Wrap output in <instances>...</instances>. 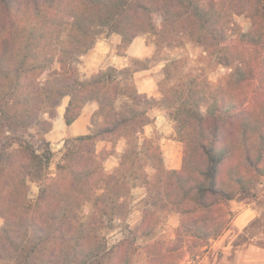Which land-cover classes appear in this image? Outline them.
Instances as JSON below:
<instances>
[{
    "label": "trees",
    "instance_id": "obj_1",
    "mask_svg": "<svg viewBox=\"0 0 264 264\" xmlns=\"http://www.w3.org/2000/svg\"><path fill=\"white\" fill-rule=\"evenodd\" d=\"M244 13L253 26L235 45L228 26ZM99 28L120 35L122 48L141 34L156 38L157 51L190 37L218 64L253 66L250 49L264 50V0H0V264H130L137 235L110 247L103 230L127 221L137 185L146 188L145 203L152 208L144 222L161 212L182 216L178 241L168 251L149 248V264H177L174 253L186 234L206 241L226 229L227 222L208 223L223 202L235 197L225 175L244 187L245 175L260 170L264 123L250 122L247 105L237 106L222 91L209 89L202 77L179 74L181 61L165 67L159 100L123 82L113 68L82 79L75 62L93 49ZM55 63L58 70L52 69ZM66 97L68 126L86 105L97 103L98 110L90 133L66 142L53 175L51 148L41 152L22 130L50 132ZM205 99L210 104L203 115ZM224 104L238 111V141L231 132L223 136L225 122L218 111ZM156 108L169 110L176 124L184 147L180 170L166 168L152 141L139 145ZM121 140L126 150L119 166L107 173L104 162L113 151L98 152L97 145L115 147ZM34 183L39 187L35 199L30 198ZM89 203L93 213L86 218L83 209Z\"/></svg>",
    "mask_w": 264,
    "mask_h": 264
},
{
    "label": "rangeland",
    "instance_id": "obj_2",
    "mask_svg": "<svg viewBox=\"0 0 264 264\" xmlns=\"http://www.w3.org/2000/svg\"><path fill=\"white\" fill-rule=\"evenodd\" d=\"M252 26L253 21L248 13L235 16L233 23L228 26V35L236 45L239 42L240 35L249 32ZM97 32L98 39L93 49L79 57L75 62V67L82 79L91 78L102 70L113 68L120 73V79L123 82H130L136 86L140 93L159 100L163 96L161 84L165 79V67L172 61L179 60L181 61L179 74L190 73L202 77L207 81L209 89L222 91L225 93L223 95L227 99L233 100L237 106L247 105L245 109H251L250 122L255 125L260 122L264 123V80L261 81V76L264 74V64H260L262 59H264V50H257L253 47L250 49L252 51L248 55L249 59L255 61L253 66L239 63L230 67L218 64L204 51L202 46L190 37H182L176 44L157 51L156 38L151 34H141L129 47L122 48L120 35L108 34L107 30L103 28H99ZM59 68V64L55 63L52 69L58 70ZM240 79H243L241 83L238 82ZM237 83H239V86L236 85ZM225 90L227 91L225 92ZM68 98L66 97V99ZM209 104L210 101L205 99L200 105L203 115L207 114ZM61 105L57 109V118ZM224 105V108H220L218 111V115L225 122L223 136L225 133L231 132V134L235 135L236 141H238L241 135L240 122L235 119L238 116V111L231 110L233 108L230 104ZM151 118L152 122L139 135V145L141 146L145 140H150L155 146L160 148L163 156L169 152L174 157V164H178L180 159L183 162L184 147L177 139L176 124L170 117V111L156 108L151 112ZM44 119H48V116L45 115ZM91 126L90 120V128ZM262 132L264 134V128ZM22 133L31 139L41 152L46 148H51L54 157L49 173L54 175L57 171V165L62 161L65 152L64 148L59 149V146H57L61 142H47L44 135H38L37 127L24 129ZM70 139L73 138L66 139V142ZM171 144L175 146L169 147ZM116 147L125 151V140H121ZM113 148L108 149L102 144L97 145L98 152L113 151L114 153ZM258 155V150H256L254 157H258ZM236 160L235 158L233 161ZM258 167L260 169L258 173L252 171L245 175L247 181L244 187L233 184L231 178L226 175L225 177L227 178V184L233 189L234 198L242 194L241 198L246 197L252 201H258L259 206L264 208V191L260 186L264 182V156L259 161ZM147 171L151 176L155 175L152 167H148ZM241 189L246 190L241 192ZM38 192V185L32 184L30 198L35 199ZM145 200L146 188L137 185L132 191L130 215L127 221L125 223L116 221L110 228L103 230V236H105L110 247L125 238L132 239L137 235L133 243V256L130 264H149L150 247L156 246L157 253L166 252L172 243L178 241L182 216L174 212H161L156 215H149L144 222L145 211L147 209L152 210L146 205ZM229 207L230 204L228 202H223L221 207L214 211L212 216V221H214H209L208 223L212 225L227 222L226 226L228 227L233 218ZM92 213L93 207L89 203L83 209V214L86 218H89ZM208 216L210 215L208 214ZM3 224L4 219L0 216V232ZM251 228L252 236H259L264 233V218L255 222ZM185 236L186 238L183 239L179 249L174 253L178 260L177 264H187L188 261H193L194 264H264V261L252 263L242 261L240 263L235 254L223 252V249L218 250V247L214 248L218 237L200 241L195 237H189L187 234ZM2 264H17V262L6 261Z\"/></svg>",
    "mask_w": 264,
    "mask_h": 264
},
{
    "label": "crops",
    "instance_id": "obj_3",
    "mask_svg": "<svg viewBox=\"0 0 264 264\" xmlns=\"http://www.w3.org/2000/svg\"><path fill=\"white\" fill-rule=\"evenodd\" d=\"M69 100V98L63 99L58 111V118L56 117L52 120V129L44 135L45 140L49 143L60 141L61 144L57 146H59V149L64 148V150L66 139H74L90 133V120L98 110L97 103L86 105L79 118L68 126L65 122V113ZM62 144L63 146H61ZM99 144L106 146L108 149L113 147L111 143L107 142H100ZM173 146L175 145H169V147ZM113 149L114 153L104 162V168L107 173H112L119 166L121 156L124 153L123 150L117 149L116 146ZM164 156L166 168L170 170H180L182 168L183 162L181 159L178 164H174V157L169 152L165 153ZM260 186L264 191V182ZM241 195L239 194L229 202L230 213L233 218L228 227L216 239L214 248L218 247V250L223 249V252L235 254L240 263L242 261L247 263L264 261V233L259 236L251 235L252 225L264 218V208L259 206L258 201H252L246 197L241 198Z\"/></svg>",
    "mask_w": 264,
    "mask_h": 264
},
{
    "label": "built area",
    "instance_id": "obj_4",
    "mask_svg": "<svg viewBox=\"0 0 264 264\" xmlns=\"http://www.w3.org/2000/svg\"><path fill=\"white\" fill-rule=\"evenodd\" d=\"M187 264H194V262L193 261H188Z\"/></svg>",
    "mask_w": 264,
    "mask_h": 264
}]
</instances>
